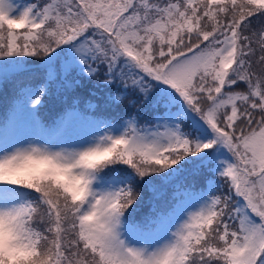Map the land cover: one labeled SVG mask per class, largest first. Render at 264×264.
<instances>
[{
  "label": "snow or ice",
  "instance_id": "1",
  "mask_svg": "<svg viewBox=\"0 0 264 264\" xmlns=\"http://www.w3.org/2000/svg\"><path fill=\"white\" fill-rule=\"evenodd\" d=\"M8 84L0 264H264V0H0Z\"/></svg>",
  "mask_w": 264,
  "mask_h": 264
},
{
  "label": "rangeland",
  "instance_id": "2",
  "mask_svg": "<svg viewBox=\"0 0 264 264\" xmlns=\"http://www.w3.org/2000/svg\"><path fill=\"white\" fill-rule=\"evenodd\" d=\"M38 73V71H35L30 74H25L23 77H21V79L25 78L27 79L28 77H32ZM43 76L40 77H36L32 80L26 81L27 83H31L33 85L40 83L42 80ZM24 80V79H23ZM15 91L16 89L14 88V86L12 84H8L6 85L2 91H0V117L3 116L4 111L6 110V108L8 107V105L10 104V99H13L14 95H15ZM81 95H83L86 99L87 98H91V99H95L93 97H88L87 92H82L80 93ZM101 104H103V101H100ZM83 107V105H81ZM61 112V106L59 104H56L52 101H49L45 107H43L40 110V116L41 118L46 122L49 123L55 119H57V117L59 116ZM143 122V121H142ZM149 210V205L145 204L144 207L142 208V212H147Z\"/></svg>",
  "mask_w": 264,
  "mask_h": 264
},
{
  "label": "trees",
  "instance_id": "3",
  "mask_svg": "<svg viewBox=\"0 0 264 264\" xmlns=\"http://www.w3.org/2000/svg\"><path fill=\"white\" fill-rule=\"evenodd\" d=\"M32 74H33V73H32ZM37 76H38V77L43 76V73H38V74H36V75H34V76H32V77H28L27 79L23 78V79H24V82L27 83L26 81H29V80H32V81H33V79L36 78ZM9 101H10V103H11L12 99H10ZM141 122H142V121H141ZM146 204H147V203H146Z\"/></svg>",
  "mask_w": 264,
  "mask_h": 264
}]
</instances>
